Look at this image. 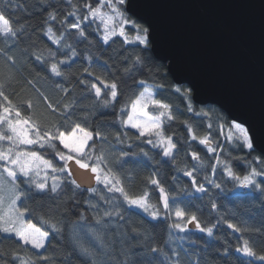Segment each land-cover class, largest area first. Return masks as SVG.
<instances>
[{
    "label": "snow or ice",
    "instance_id": "snow-or-ice-1",
    "mask_svg": "<svg viewBox=\"0 0 264 264\" xmlns=\"http://www.w3.org/2000/svg\"><path fill=\"white\" fill-rule=\"evenodd\" d=\"M66 3L61 11L46 0L38 25L20 22L18 4H0V57L15 67L9 53L27 35L19 55L43 73H31L13 99L6 89L15 74L0 71V264H67L69 256L72 264H204L201 253L210 250L223 264H264V132L254 137L219 114L213 120L214 109L196 110L191 88L161 80L145 55L149 29L127 16L128 0ZM173 90L199 121L181 119L168 102ZM89 98L93 108L114 109L107 126L118 121L120 130L59 126ZM175 123L183 134L172 131ZM53 144L62 163L44 154ZM227 191L253 207L259 201V227L238 219ZM223 225L234 243L217 235Z\"/></svg>",
    "mask_w": 264,
    "mask_h": 264
},
{
    "label": "water",
    "instance_id": "water-1",
    "mask_svg": "<svg viewBox=\"0 0 264 264\" xmlns=\"http://www.w3.org/2000/svg\"><path fill=\"white\" fill-rule=\"evenodd\" d=\"M153 55L193 101L264 132V0H128Z\"/></svg>",
    "mask_w": 264,
    "mask_h": 264
},
{
    "label": "trees",
    "instance_id": "trees-1",
    "mask_svg": "<svg viewBox=\"0 0 264 264\" xmlns=\"http://www.w3.org/2000/svg\"><path fill=\"white\" fill-rule=\"evenodd\" d=\"M51 2L54 4H57L61 11L68 10V5L66 3V0H51ZM0 4H3V0H0ZM41 8L44 9L43 12L40 10ZM49 10L50 9H48L47 5L41 4L39 0H19V7L16 9V16L20 18L21 23L26 22V23L38 25L39 22L46 17L47 11ZM129 18L136 21V23L141 24L144 27H147L144 21L143 22L140 21L133 15L130 14ZM31 35H33L35 39H38L42 44L50 46V41L47 40V37L40 35L38 30H34V32ZM29 42L30 41L27 35L22 37L19 47L14 49V53H9V55H12V54L17 55V62H16L15 67H10V62L6 63L5 58L0 57V71H3L5 75H7L9 71H11L15 74V77H16V79L13 80L9 84L10 87L8 90L9 95H11L13 99H15L14 93L20 92L21 87L26 85V81L33 78L31 73L40 72L41 74H43L42 70L40 69L38 65H34L32 63L25 65L22 62V59L19 55L20 50L26 47ZM115 46L119 47V42H117ZM81 47H83V45ZM145 55L149 58V68H151L153 71H155L156 69L160 70L159 76L161 80H163L168 85L176 84L173 81L170 73L168 72L167 63L161 62L160 60H158L153 55L151 47L146 51ZM140 78H147L146 71L136 77V79H140ZM70 86L71 85H69V87ZM180 86L183 88H190L187 84H182ZM126 88L129 92H131L135 88V85L133 84L132 81H128L126 84ZM28 94H35L34 91L31 89V87H28ZM21 95L23 96L25 95V93H21ZM168 95L171 97L168 100V102L174 105V107L176 108V111L180 114L181 119H188L189 121H199L201 119V117L195 116L193 113L187 112L185 110V106L187 105V100L183 99L179 94H174V90L173 92L168 93ZM192 102L195 105L197 111H199L201 108L214 109L215 112L212 117L213 120H215L216 114H219L222 117L223 122L225 123L232 120L229 117V115L217 105H214V104L199 105L193 101V98H192ZM112 118H113V111L105 110V111L98 112L97 115L94 117V120L99 122L102 120L104 121L111 120ZM113 130H120V129L118 127H114ZM131 131L134 132L135 130H131ZM172 131L183 134L185 131V126L179 123H175L172 126ZM219 139L221 140L222 143H224V139L222 136L219 137ZM60 147L62 148L63 146L60 145ZM147 147L150 148L151 146H147ZM48 158L51 159V157H48ZM56 160H58V157H56ZM59 163H62V162L59 161ZM147 171L150 172L152 171V169L149 168ZM169 172L172 175L176 174L175 172L171 171V169H169ZM227 187L228 189H231L232 186L229 184ZM241 191H244V190H241ZM223 199L225 203H228V201H235V203H228V207L232 208L235 211L239 220L247 221L249 225H255L256 227L260 226L261 214L258 211L260 207V203L258 200L254 201L255 207H253L247 200H243V199L237 200L233 196V193L231 191H227ZM206 211L207 210H205V212ZM230 233H231V230L227 229L226 225L221 226V228L217 230L218 236L223 235L230 242L234 243L235 241L233 240V236L230 235ZM234 235L239 236L240 234L235 233ZM193 239H196V238L193 237ZM197 242L201 245L205 243L204 241H197ZM8 243L10 242L6 240L5 244L7 245ZM56 243H57V246L59 247L60 246L59 242L57 241ZM184 246L189 251H192V249L189 247L188 244H185ZM217 247H219V244H217ZM196 251H200V249L197 248ZM201 255H202L204 264H223V261L221 260V258L217 255V253L214 250H210L207 253H201ZM239 255H240L239 253H236V256H239ZM74 260H76L75 256H69L67 264H72ZM233 260L235 262V257H233Z\"/></svg>",
    "mask_w": 264,
    "mask_h": 264
},
{
    "label": "clouds",
    "instance_id": "clouds-1",
    "mask_svg": "<svg viewBox=\"0 0 264 264\" xmlns=\"http://www.w3.org/2000/svg\"><path fill=\"white\" fill-rule=\"evenodd\" d=\"M39 2L41 4H46V0H39ZM10 3L15 7L17 4L19 5V0H10ZM9 87L10 85L6 89L7 91L9 90ZM125 93H126V96L131 95V92H129L126 87H125ZM53 99H55V97H53ZM94 103L95 101L89 98V99L84 100L81 104H78L77 107L69 111H66L64 115L58 118L59 126L62 129L70 130V125L74 121H79L81 123H84L86 126L90 128H94L97 131H103L105 135H108L109 132L112 131L113 129L107 125L109 124V122H113V118L111 120H107V121L102 120V121L97 122L94 120V117L100 111H105V110L114 111V109L111 107L93 108L92 106L94 105ZM114 123H116L117 127L119 126L118 121H115ZM100 126H103V127H100ZM93 143L94 145L98 147L102 143V141L100 140V137L98 136L97 139ZM109 143H111L110 137H109ZM43 151L46 156L51 157V159H56V153L58 151H62V149L58 148L55 144H53L50 147H45ZM56 162L59 164V160H56Z\"/></svg>",
    "mask_w": 264,
    "mask_h": 264
},
{
    "label": "rangeland",
    "instance_id": "rangeland-1",
    "mask_svg": "<svg viewBox=\"0 0 264 264\" xmlns=\"http://www.w3.org/2000/svg\"><path fill=\"white\" fill-rule=\"evenodd\" d=\"M124 9H126V5L124 6ZM125 11H126V10H125ZM126 14H127V16L129 17L130 14H129L127 11H126ZM128 27L131 28L132 26H131V25H128ZM133 130H134V129H133ZM244 191H246V190H244Z\"/></svg>",
    "mask_w": 264,
    "mask_h": 264
}]
</instances>
